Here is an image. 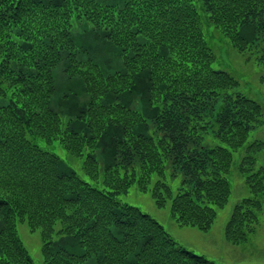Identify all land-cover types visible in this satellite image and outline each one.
<instances>
[{
  "label": "trees",
  "instance_id": "obj_1",
  "mask_svg": "<svg viewBox=\"0 0 264 264\" xmlns=\"http://www.w3.org/2000/svg\"><path fill=\"white\" fill-rule=\"evenodd\" d=\"M210 27L238 51L258 46L264 0H0V264H36L20 221L40 229L43 264H209L117 194L137 181L158 206L170 201L179 224L208 230L241 147L252 195L235 203L224 233L240 243L255 232L264 138L248 137L264 105L228 91L239 80L213 66ZM55 140L84 155L86 178L49 148ZM167 159L183 175L177 190Z\"/></svg>",
  "mask_w": 264,
  "mask_h": 264
},
{
  "label": "rangeland",
  "instance_id": "obj_2",
  "mask_svg": "<svg viewBox=\"0 0 264 264\" xmlns=\"http://www.w3.org/2000/svg\"><path fill=\"white\" fill-rule=\"evenodd\" d=\"M196 1L198 3V0ZM74 29L78 32L81 30V26L77 23ZM209 30L210 32L207 31L209 44L216 54L213 66L229 71L239 80V84L236 87L229 88L228 91L242 92L259 100L264 105V84L260 81V75L264 71V63L256 60L261 47L264 46V40L258 46L241 52L218 29L210 27ZM101 51L105 58L110 59L113 57L111 51L103 49ZM59 65L55 69L57 78L63 75L62 68ZM260 137L264 138V121L251 129L248 140ZM208 144H221V142L211 137ZM49 148L56 151L81 176L87 177L83 169L84 155L79 157L70 155L64 146L56 140L49 145ZM242 151V147L233 150V162L228 174L231 193L223 206H215L217 215L208 230H201L192 225L179 224L171 213L170 201H167L162 207L158 206L151 191L139 189L137 181L133 182L126 191L119 192L117 196L123 201L139 206L155 217L179 244L205 255L211 261L209 264H264V208L259 212L255 232L246 241L232 243L225 238L224 233L225 225L230 218L235 203L242 197L252 195L245 182V174L238 170V162ZM97 155L100 164L99 181H101L103 178V159L99 151H97ZM170 162V159L165 161V179L174 190H177L181 185L183 175L181 172H177L175 175L172 174ZM262 163H264V151L258 154L256 166ZM156 177V175H153L152 181ZM17 230L34 262L43 264L40 229L31 230L27 221H20L17 224ZM53 237L57 238L58 235Z\"/></svg>",
  "mask_w": 264,
  "mask_h": 264
}]
</instances>
